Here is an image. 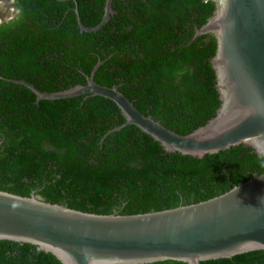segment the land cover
Returning a JSON list of instances; mask_svg holds the SVG:
<instances>
[{"label": "trees", "instance_id": "1", "mask_svg": "<svg viewBox=\"0 0 264 264\" xmlns=\"http://www.w3.org/2000/svg\"><path fill=\"white\" fill-rule=\"evenodd\" d=\"M0 22V190L99 213L183 205L260 174L264 154L237 144L195 157L166 151L123 122L115 106L87 94L35 100L25 80L51 92L93 80L115 86L144 115L177 132L192 131L219 106L212 53L194 29L208 0H12ZM0 264H61L35 245L0 239ZM144 264H187L163 260ZM198 264H264V250Z\"/></svg>", "mask_w": 264, "mask_h": 264}, {"label": "water", "instance_id": "2", "mask_svg": "<svg viewBox=\"0 0 264 264\" xmlns=\"http://www.w3.org/2000/svg\"><path fill=\"white\" fill-rule=\"evenodd\" d=\"M211 14L193 38L210 46L219 106L192 131L177 132L139 112L115 86L93 80L58 91H41L13 78L35 100L96 95L113 104L123 122L107 130L134 125L164 150L202 157L243 144L264 154V0H208ZM104 0L100 20L79 31L92 32L112 13ZM1 77V76H0ZM0 239L33 244L61 264H144L163 260L198 264L264 250V170L228 190L175 207L130 213H99L0 190Z\"/></svg>", "mask_w": 264, "mask_h": 264}, {"label": "rangeland", "instance_id": "3", "mask_svg": "<svg viewBox=\"0 0 264 264\" xmlns=\"http://www.w3.org/2000/svg\"><path fill=\"white\" fill-rule=\"evenodd\" d=\"M10 3V0H0V22L14 15L15 12L10 7Z\"/></svg>", "mask_w": 264, "mask_h": 264}, {"label": "flooded vegetation", "instance_id": "4", "mask_svg": "<svg viewBox=\"0 0 264 264\" xmlns=\"http://www.w3.org/2000/svg\"><path fill=\"white\" fill-rule=\"evenodd\" d=\"M10 1H11V3H10V7H11V8L14 10V12H15V8L12 6V2H13V1H12V0H10ZM11 17H12V16H11ZM11 17H9L8 19H10ZM8 19H7V20H8Z\"/></svg>", "mask_w": 264, "mask_h": 264}, {"label": "clouds", "instance_id": "5", "mask_svg": "<svg viewBox=\"0 0 264 264\" xmlns=\"http://www.w3.org/2000/svg\"><path fill=\"white\" fill-rule=\"evenodd\" d=\"M262 163H264V162H262Z\"/></svg>", "mask_w": 264, "mask_h": 264}]
</instances>
